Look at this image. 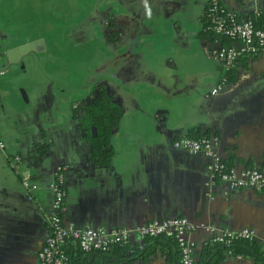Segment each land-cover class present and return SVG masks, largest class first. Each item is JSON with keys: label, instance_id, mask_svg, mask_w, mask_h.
Here are the masks:
<instances>
[{"label": "crops", "instance_id": "obj_1", "mask_svg": "<svg viewBox=\"0 0 264 264\" xmlns=\"http://www.w3.org/2000/svg\"><path fill=\"white\" fill-rule=\"evenodd\" d=\"M102 1L110 3L104 21L109 43L103 54L96 44L94 69L87 74L78 30L20 26L21 15L6 13L0 2V50L32 44L18 61L1 60L8 71L0 74L11 82L0 85V118L6 116L0 122V264H38L54 172L66 164L67 223L109 228L185 215L203 224L190 233L197 241L196 262L212 235L208 224L252 226L264 250V188L231 189L212 175L203 153L173 144L195 127L203 136H218L217 150L232 165H264V47L226 69L218 48L229 41L203 23L209 0ZM221 1L241 14L264 10V0ZM112 29L118 31L114 40ZM224 76L229 79L212 93ZM96 85L105 86L123 109L109 166L89 157L90 142L77 117L88 100L67 92L86 91L79 94L92 99ZM6 98L14 107L6 106ZM26 177L37 188L29 191ZM144 240L133 234L130 244L138 248L129 252L131 262L113 264H168L164 239ZM216 264L264 263L227 250Z\"/></svg>", "mask_w": 264, "mask_h": 264}, {"label": "built area", "instance_id": "obj_2", "mask_svg": "<svg viewBox=\"0 0 264 264\" xmlns=\"http://www.w3.org/2000/svg\"><path fill=\"white\" fill-rule=\"evenodd\" d=\"M206 9L210 18L207 29L218 33L229 42L222 43L218 48L223 65L230 69L244 54H257L264 47V27L257 26L254 19L239 13L234 8L226 6L221 0H209ZM223 80L212 87V93L218 92L225 82ZM219 138L217 135L193 137L181 135L174 139L173 144L191 152L203 153L208 158V169L212 175L228 183L231 189L241 187L264 188V165L260 167L227 166L224 158L217 150ZM5 142L0 139V147ZM16 160H20L16 156ZM69 165L59 167L54 172L51 183L53 191L52 207L47 215V234L42 245L37 250L38 264H73L71 251L75 246L85 251L93 249H108L116 243L130 242L133 234L140 237H156L158 235L172 236L180 248L181 264H198L194 257L197 241L190 236L196 224L185 215H172L163 218H150L135 226L119 225L114 227L86 226L79 227L67 223L64 219L66 207V188L64 170ZM30 191L37 188V183L26 177L23 180ZM212 232L208 241H218L230 244L234 239H254L256 229L245 226L240 229L220 228L217 225H206ZM230 251V250H228ZM171 264V262H168Z\"/></svg>", "mask_w": 264, "mask_h": 264}, {"label": "trees", "instance_id": "obj_3", "mask_svg": "<svg viewBox=\"0 0 264 264\" xmlns=\"http://www.w3.org/2000/svg\"><path fill=\"white\" fill-rule=\"evenodd\" d=\"M244 15L252 17L257 26L264 27V10L258 12L251 11ZM203 23L207 29V25L210 23L207 9L203 15ZM108 35L110 39L114 40L118 35V31L112 29L108 31ZM230 78L234 79L235 76H231ZM228 79L229 77L226 76L225 80ZM94 90L96 91L95 96L90 101L84 103V111L81 114H77V117L80 121L84 137L90 142V159L98 166H109L115 152L111 137L114 129L120 123L123 109L105 86L96 85ZM189 134L193 137L203 136L196 131L195 127L190 129ZM224 161L228 167L232 166L231 159L224 158ZM157 238H163L164 242L169 245V250L167 251L169 262L171 264H181L180 248L174 237L166 235H158L156 237L146 236L144 237V241ZM137 248H135V245H131L130 242L116 243L105 250L93 249L85 251L75 246L71 251L72 262L73 264H113L118 261L129 263L132 260L128 255L129 252L132 249L137 250ZM227 250L233 253L251 255L264 263V250L258 241L246 238L234 239L230 244L218 241H206L202 250L203 258L197 263L216 264L224 257Z\"/></svg>", "mask_w": 264, "mask_h": 264}, {"label": "rangeland", "instance_id": "obj_4", "mask_svg": "<svg viewBox=\"0 0 264 264\" xmlns=\"http://www.w3.org/2000/svg\"><path fill=\"white\" fill-rule=\"evenodd\" d=\"M0 2H2L0 0ZM3 3V2H2ZM110 3L102 0H9L8 3H3L6 13H10L12 10L21 15V22L30 26L31 29L47 30L53 28L52 31H58L60 33L63 28H69L72 33L78 30V36H83L84 47L82 46L81 52L84 55V69L86 74L94 69L96 44L97 49L103 54L107 51L106 48V28L107 24L105 18L109 17L108 13ZM3 8L0 6V16H4L2 13ZM30 16L29 20H25L26 16ZM34 61V60H33ZM37 64V63H36ZM28 62H24V70L26 69ZM5 69L4 64H0V70ZM8 70L5 69V72ZM90 76L89 75H86ZM10 83L11 80L4 81V77L0 74V85L5 88L3 84ZM9 87V86H8ZM19 89V87H18ZM18 92L21 91L17 90ZM5 93V90H1ZM68 93H75L76 99L81 100L82 97H86L89 101L91 98L86 95H80L79 93H87L86 91L79 92V90L67 89ZM8 108L14 107L13 100L6 98L5 102ZM13 109V108H12ZM79 112L83 113V105L79 108ZM6 116L0 118V122L4 123ZM185 149V148H184Z\"/></svg>", "mask_w": 264, "mask_h": 264}, {"label": "water", "instance_id": "obj_5", "mask_svg": "<svg viewBox=\"0 0 264 264\" xmlns=\"http://www.w3.org/2000/svg\"><path fill=\"white\" fill-rule=\"evenodd\" d=\"M31 45L32 44L28 43V44L20 45L19 47L0 50V64H4V62H1V60L2 59L4 60L5 57H7V61H11V62L18 61L20 59V56L26 54V52L31 47Z\"/></svg>", "mask_w": 264, "mask_h": 264}]
</instances>
